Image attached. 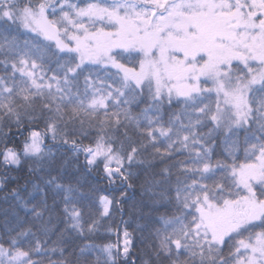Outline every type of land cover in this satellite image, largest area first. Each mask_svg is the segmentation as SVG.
<instances>
[{
	"label": "snow or ice",
	"instance_id": "1",
	"mask_svg": "<svg viewBox=\"0 0 264 264\" xmlns=\"http://www.w3.org/2000/svg\"><path fill=\"white\" fill-rule=\"evenodd\" d=\"M0 264H264V0H0Z\"/></svg>",
	"mask_w": 264,
	"mask_h": 264
}]
</instances>
